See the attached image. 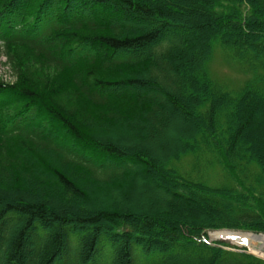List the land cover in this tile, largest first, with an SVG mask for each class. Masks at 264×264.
<instances>
[{"label": "trees", "instance_id": "obj_1", "mask_svg": "<svg viewBox=\"0 0 264 264\" xmlns=\"http://www.w3.org/2000/svg\"><path fill=\"white\" fill-rule=\"evenodd\" d=\"M215 45L264 71V0H0V264H264L208 243L264 234V78L218 88Z\"/></svg>", "mask_w": 264, "mask_h": 264}, {"label": "rangeland", "instance_id": "obj_2", "mask_svg": "<svg viewBox=\"0 0 264 264\" xmlns=\"http://www.w3.org/2000/svg\"><path fill=\"white\" fill-rule=\"evenodd\" d=\"M21 59H24L26 61L27 64L25 66L30 71H35L36 73H47V70H44L39 63L35 62L30 57L23 55ZM259 67L260 66H258L255 71L248 70L245 66L235 61L232 56V53L230 54V51L223 50L220 45H215L213 57L209 63L210 76L214 80L215 84L218 86V88L231 94L232 96L238 95L247 83L254 82L258 76L264 78V71ZM0 78H3L6 81H13L9 66L7 65V58L3 54V49L1 46ZM181 118L182 117H179L178 122L173 126L174 128H181L180 125L183 124ZM170 134L172 135L173 132H171ZM171 135L169 136L170 139L167 140L165 144L169 145L170 142L173 141L174 138H172ZM213 161L214 159L211 156H204L199 160L195 159L194 157H191L183 159L180 163H176L175 166L176 168H178L181 174L188 175L193 179H202L208 182V184H210L211 186H219L227 181L224 178V173L220 165L213 163ZM211 232L213 231L207 233L209 242H220L211 241L209 236ZM225 243L229 244L232 247L229 248L230 250L239 251L241 249H245L247 253H253L246 247H238L226 241ZM260 259L264 260V258ZM100 263H102V258L99 259V264Z\"/></svg>", "mask_w": 264, "mask_h": 264}, {"label": "bare ground", "instance_id": "obj_3", "mask_svg": "<svg viewBox=\"0 0 264 264\" xmlns=\"http://www.w3.org/2000/svg\"><path fill=\"white\" fill-rule=\"evenodd\" d=\"M209 236L211 241H226L238 247H247L254 254L264 257V253L262 252L264 249V235L232 231H216L211 232Z\"/></svg>", "mask_w": 264, "mask_h": 264}, {"label": "water", "instance_id": "obj_4", "mask_svg": "<svg viewBox=\"0 0 264 264\" xmlns=\"http://www.w3.org/2000/svg\"><path fill=\"white\" fill-rule=\"evenodd\" d=\"M258 250H259V248H258ZM262 252L264 253V249L262 250Z\"/></svg>", "mask_w": 264, "mask_h": 264}]
</instances>
